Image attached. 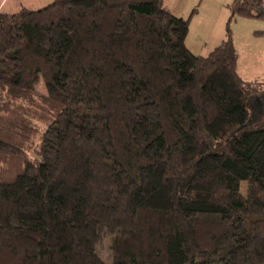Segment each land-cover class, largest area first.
<instances>
[{
    "label": "trees",
    "instance_id": "obj_1",
    "mask_svg": "<svg viewBox=\"0 0 264 264\" xmlns=\"http://www.w3.org/2000/svg\"><path fill=\"white\" fill-rule=\"evenodd\" d=\"M188 24L164 0L0 12V264H264V85Z\"/></svg>",
    "mask_w": 264,
    "mask_h": 264
},
{
    "label": "rangeland",
    "instance_id": "obj_2",
    "mask_svg": "<svg viewBox=\"0 0 264 264\" xmlns=\"http://www.w3.org/2000/svg\"><path fill=\"white\" fill-rule=\"evenodd\" d=\"M51 0H0V12L13 13L20 8L39 9ZM233 0H164L170 13L189 19L184 40L187 49L198 56L208 53L230 36L236 51L237 68L241 76L264 85V13L261 17H242L231 11ZM264 9V0H262ZM176 14H174V13ZM37 82L33 90L40 91ZM241 193L246 182L240 185ZM100 256L107 260L105 243L98 247Z\"/></svg>",
    "mask_w": 264,
    "mask_h": 264
},
{
    "label": "crops",
    "instance_id": "obj_3",
    "mask_svg": "<svg viewBox=\"0 0 264 264\" xmlns=\"http://www.w3.org/2000/svg\"><path fill=\"white\" fill-rule=\"evenodd\" d=\"M167 9H168V7H167ZM169 10V9H168ZM174 13V12H173ZM174 14H176V13H174ZM235 49V48H234ZM236 52V51H235ZM237 61V60H236ZM236 71H237V74H238V76L241 78V79H243V80H246V81H249L248 79H245V78H247V77H243V76H241V73H240V71L238 70V68H237V62H236Z\"/></svg>",
    "mask_w": 264,
    "mask_h": 264
}]
</instances>
